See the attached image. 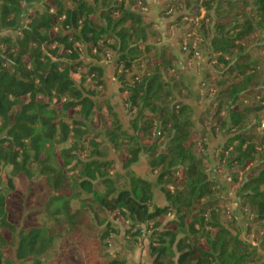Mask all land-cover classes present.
<instances>
[{
    "label": "trees",
    "instance_id": "1",
    "mask_svg": "<svg viewBox=\"0 0 264 264\" xmlns=\"http://www.w3.org/2000/svg\"><path fill=\"white\" fill-rule=\"evenodd\" d=\"M153 10L0 0V264L67 248L82 264H134L125 254L144 233L139 264H264V0H164L168 28L192 20L166 44ZM196 52L207 58L197 114L179 67ZM17 179L45 182L43 222L10 220ZM98 213L129 222L124 255L109 257L119 232L95 225Z\"/></svg>",
    "mask_w": 264,
    "mask_h": 264
},
{
    "label": "rangeland",
    "instance_id": "2",
    "mask_svg": "<svg viewBox=\"0 0 264 264\" xmlns=\"http://www.w3.org/2000/svg\"><path fill=\"white\" fill-rule=\"evenodd\" d=\"M149 5L155 6L156 8L152 11L151 14L155 16V23L157 24V29L162 35V44L167 43V38L171 40L172 42H175L176 36H179L178 38H182L185 36L184 30H188L192 24V20L185 24L182 28H168L166 20L162 19L159 15V11L161 9L158 8L159 0H147ZM162 6V5H161ZM204 15V12H201V16ZM157 17V18H156ZM198 19L194 20L197 21ZM184 34V35H183ZM184 62V63H183ZM207 63V58L204 56V54H200L198 52L195 53L193 59L190 61H185L180 57V64H185L184 67L186 68H195V70L198 69V65L204 64V66ZM183 66V65H182ZM185 68V69H186ZM199 76V75H197ZM199 88V87H198ZM201 91V90H200ZM202 92V91H201ZM116 92H114L115 94ZM203 94V92H202ZM204 95V94H203ZM205 97V96H204ZM264 121V117H263ZM100 123V122H99ZM128 128V127H127ZM121 169V166L119 163L116 164L115 171H119ZM137 174L141 175L144 174L145 165L144 163L137 165L134 169ZM15 192L9 196L7 199V209L10 214V220L15 223L16 225L23 226V227H30L37 225L38 222H43L42 220L37 219V215L42 210L45 202L48 199V196L50 194L49 189L47 188L44 181L33 183L31 185H28L23 181L22 179H17L15 183ZM75 209L78 208V205L74 207ZM232 210H237V206L235 204L232 205ZM93 216V213L91 217ZM99 220L94 221V224L97 225L100 222L102 224L110 223L112 222L117 230L118 234L114 233L111 237V239L108 241V249L110 254V258H117L121 254H125L124 251H120V247L122 245L126 248L129 244V240L127 239L126 232L129 229V222L122 218L121 216H118L117 214L113 215H106L98 213ZM238 219L243 226H245L246 221L245 219L238 215ZM173 220V217H169L165 221V225ZM132 243V242H131ZM149 244V234L144 233L142 237L138 239L137 245L134 247L136 252L133 254H125L126 258L130 259L132 258L134 261L139 262L140 258L143 254L147 256V247ZM128 248V247H127ZM56 258L59 262L66 263V264H82L83 263V257L82 254L71 248H67L64 251H59L58 249H55L53 253L51 254V257L47 259H44L42 264H57L52 262V260Z\"/></svg>",
    "mask_w": 264,
    "mask_h": 264
},
{
    "label": "crops",
    "instance_id": "3",
    "mask_svg": "<svg viewBox=\"0 0 264 264\" xmlns=\"http://www.w3.org/2000/svg\"><path fill=\"white\" fill-rule=\"evenodd\" d=\"M163 1L164 0H159V4H160L158 6L159 9H160L161 5L163 4ZM151 6H153V4ZM155 8L156 7L154 6V9ZM177 38H178V36H176L175 39H177ZM169 42H172V41L169 40V38H167V43H169ZM184 65L185 64H181V66H179V67L184 73L185 80H186L187 84L189 85L190 89L197 92L196 94H194V101H193L194 102L193 108H194L195 114H197L198 112L201 111V108L203 106H205V103L207 102V101H205L204 95L202 94V92L198 88L199 82L201 81V78H203V76H204L206 67L204 66V64H201V65H198L199 66L198 69L195 70V68L197 66L194 68H186V67H184ZM197 75H199V76H197ZM112 99H113L112 102H113L115 108H119V107L121 108V106H120L121 105V99H120L118 92H116L114 94ZM121 113L123 116L125 115V113L122 110H121ZM144 172H145V170H144ZM134 252H136L135 248H134V250L131 251V253L133 254ZM145 257H146L145 254H143L140 258V261L143 260ZM129 260H130V262H132L134 264H139V262H140V261L136 262L132 258H130Z\"/></svg>",
    "mask_w": 264,
    "mask_h": 264
}]
</instances>
